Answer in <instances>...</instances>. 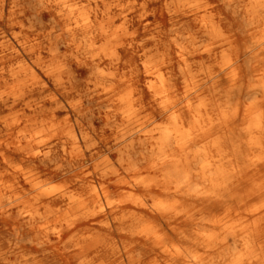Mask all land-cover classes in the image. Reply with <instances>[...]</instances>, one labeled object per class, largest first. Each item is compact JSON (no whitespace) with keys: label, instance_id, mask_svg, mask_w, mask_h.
<instances>
[{"label":"bare ground","instance_id":"1","mask_svg":"<svg viewBox=\"0 0 264 264\" xmlns=\"http://www.w3.org/2000/svg\"><path fill=\"white\" fill-rule=\"evenodd\" d=\"M0 264H264V0H0Z\"/></svg>","mask_w":264,"mask_h":264},{"label":"rangeland","instance_id":"2","mask_svg":"<svg viewBox=\"0 0 264 264\" xmlns=\"http://www.w3.org/2000/svg\"><path fill=\"white\" fill-rule=\"evenodd\" d=\"M206 42H207V38L205 39L204 43H206ZM216 112L217 111H215L214 114H213L215 116L214 119H216V117L218 118L219 117L218 114H220V112H217V113ZM202 223H203V225H221L220 223L218 224V223H210V222H206L204 224V222H202L200 218L197 219V221H196V223L194 225H202Z\"/></svg>","mask_w":264,"mask_h":264}]
</instances>
